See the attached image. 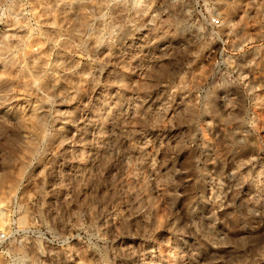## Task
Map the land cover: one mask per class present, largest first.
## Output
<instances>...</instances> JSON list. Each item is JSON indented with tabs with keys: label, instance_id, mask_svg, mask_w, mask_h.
Masks as SVG:
<instances>
[{
	"label": "rangeland",
	"instance_id": "1",
	"mask_svg": "<svg viewBox=\"0 0 264 264\" xmlns=\"http://www.w3.org/2000/svg\"><path fill=\"white\" fill-rule=\"evenodd\" d=\"M2 218L0 264H264V0H0Z\"/></svg>",
	"mask_w": 264,
	"mask_h": 264
},
{
	"label": "built area",
	"instance_id": "2",
	"mask_svg": "<svg viewBox=\"0 0 264 264\" xmlns=\"http://www.w3.org/2000/svg\"><path fill=\"white\" fill-rule=\"evenodd\" d=\"M212 22L217 23L218 20L216 18H213ZM4 236H5L4 234H0V238H4Z\"/></svg>",
	"mask_w": 264,
	"mask_h": 264
},
{
	"label": "bare ground",
	"instance_id": "3",
	"mask_svg": "<svg viewBox=\"0 0 264 264\" xmlns=\"http://www.w3.org/2000/svg\"><path fill=\"white\" fill-rule=\"evenodd\" d=\"M81 23V22H80ZM85 23H86V21H85ZM85 23H83V21H82V24H85ZM81 24V25H82ZM8 47V46H7ZM7 74V73H6ZM35 124H36V122H35ZM37 126V125H36ZM34 128H35V126H34ZM3 219V220H2ZM1 220H0V223H3L4 222V218H2Z\"/></svg>",
	"mask_w": 264,
	"mask_h": 264
}]
</instances>
